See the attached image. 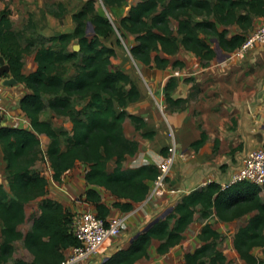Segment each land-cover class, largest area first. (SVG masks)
<instances>
[{"label": "trees", "instance_id": "trees-1", "mask_svg": "<svg viewBox=\"0 0 264 264\" xmlns=\"http://www.w3.org/2000/svg\"><path fill=\"white\" fill-rule=\"evenodd\" d=\"M124 1L104 0L108 6L122 5ZM7 13L6 9L0 11V54L8 60L14 76L31 89L22 97L21 107L32 126H0V146L8 180V185L0 181V264H61L67 257L65 250L80 244L71 230L73 212L61 201L43 197L41 212L34 218L31 229L24 233L20 228L27 218L26 205L48 193L49 179L37 167L41 159L50 161L56 181H62L78 161L86 162V181L110 190L118 198L112 205L122 211L132 210L135 202L148 197L150 181L157 177L159 168L155 163L124 165L127 156L139 149V141L125 133L126 118L137 129L146 125L143 117L127 109L140 98L141 90L130 73L111 68L117 50L105 44L102 37L112 33L114 26L97 11L96 1L86 0L73 13L74 29L58 31L47 39L44 34L36 38L38 68L30 73L23 72L18 34L4 29L11 24ZM52 13L60 16L64 11ZM258 16L264 17V0H140L121 18L120 29L135 35L136 42L130 51L145 65L159 69L183 66V60L172 57L185 48L200 57L205 66L217 55L208 38L215 37L224 50L235 51L245 42ZM174 17L178 19L177 33L172 25ZM89 22L94 27L93 36L87 32ZM232 24H238L242 30L231 33ZM75 39L80 45L78 50L71 47ZM176 85V78L170 77L165 85L166 100L185 102L186 98L172 97ZM48 108L68 116L73 122L72 130L57 128L52 120L42 118ZM153 133L144 131L143 135ZM42 134L50 139L46 149ZM206 139L203 132L192 146L199 149ZM168 146L162 149L164 155ZM111 162L115 163L113 170H109ZM263 191L264 184L248 180L234 182L226 188L221 182L211 180L185 193L170 213L100 264H136L149 255L153 239L159 240L157 251L167 253L184 238L197 212L204 218L215 214L224 221L252 213L235 233L234 246L247 263L264 264V258L253 251L261 247L264 252ZM84 193L85 200L95 206L97 213L108 217L111 207L101 192L90 186ZM199 236L201 244L187 252L180 264L228 262L220 247L223 239L220 230L206 222ZM19 239L32 251L31 260L13 259L15 242Z\"/></svg>", "mask_w": 264, "mask_h": 264}, {"label": "crops", "instance_id": "crops-1", "mask_svg": "<svg viewBox=\"0 0 264 264\" xmlns=\"http://www.w3.org/2000/svg\"><path fill=\"white\" fill-rule=\"evenodd\" d=\"M13 3L14 6H11L10 2L6 3L0 0V11L7 10V17L11 23L4 29L13 30L18 34L22 44L19 48L23 52V72L30 73L38 68L36 38L42 34L51 35V30L56 28L58 17L47 10L46 14L42 12L43 0H13ZM20 12L25 13L26 22L19 23ZM263 23L264 17H256L254 26L249 29V34ZM39 24L42 27H39ZM241 30L242 28L239 27L238 30L231 31V33ZM217 45L220 49L222 48L219 42ZM226 52L223 51L225 55L222 56L217 51L214 59L204 66L200 57L196 56L195 53L181 48L174 59L183 60L185 62L183 66L173 67L170 65L165 69L156 68V73L151 75L153 96H159L163 99L164 108L166 107L165 112L156 105L155 100H153L154 97L151 94L149 95L139 83L137 84L141 90V96L127 107L129 112L143 117L146 125L143 129H137L134 122L130 118H126L124 122L125 133L129 138L139 141V149L135 154L127 156L124 161L125 167H135L146 163L156 164L164 155L162 149L172 142V139L166 134L168 121L176 129V141L179 148L185 152V156L178 158L172 169L170 176L173 182H170V184L177 188L179 193L173 194L174 196H171V198L178 197V200H180L185 193L204 186L211 180H217V172H226L228 164L234 160L238 152L243 150L244 139L237 132L242 114L240 108L242 103L248 101L251 105L253 129H262L264 125V43L256 44L244 56H234L233 52L234 59L231 55L228 56ZM6 61L9 63L7 59ZM10 76L15 77L11 70L6 72L2 79ZM172 76L176 78L177 85L171 91V95L175 99L186 98L185 102L171 103L166 100L165 85ZM191 76L193 77L190 78ZM16 79L17 82H13L11 85H3L0 90V126L30 128L32 126L31 119L22 109L21 99L31 89L25 82ZM144 131L154 133L152 136H144ZM203 132L207 134L206 142L202 147L196 149L192 146V143L199 139ZM43 136L49 138L45 134H42L41 138ZM43 141L45 140L43 139ZM240 146L242 148L237 149ZM234 149H237V151L233 153ZM230 151L233 154L231 158L228 157ZM2 164H4V168L2 169L3 175L0 181L8 185L5 176L6 161L0 146V165ZM111 165L112 167L109 165V170L114 169L115 163L112 162ZM83 177L85 182L84 191L90 186L97 188L101 192L103 200L110 205L111 212L108 217L127 213L129 214V220H131L130 226L143 222V213H139L142 211L141 206L148 204V207L154 210L164 203L161 199L165 197L157 199L158 201L161 200L160 204L159 202L148 201L147 197L142 202H135L132 210L122 211L112 205L118 198L110 190L103 186L89 184L86 181L85 174ZM193 184L197 185L193 186ZM190 186H193V188L186 191V188ZM181 191H185V193L180 197L176 196ZM178 200L172 199L168 206L174 205ZM85 202L80 204L70 203L71 205H69L73 212H78L85 206L88 209L96 210L92 203ZM138 208H140L139 211ZM147 211L150 215L151 210ZM147 211L144 210L145 213ZM31 227L32 224L29 230ZM126 236L114 238V241L106 249L108 250L107 253L104 254V251H102L75 264H100L103 259L105 260L118 248H126L131 244L130 242L125 245ZM71 251V247L67 248L65 250L66 256Z\"/></svg>", "mask_w": 264, "mask_h": 264}, {"label": "rangeland", "instance_id": "rangeland-1", "mask_svg": "<svg viewBox=\"0 0 264 264\" xmlns=\"http://www.w3.org/2000/svg\"><path fill=\"white\" fill-rule=\"evenodd\" d=\"M4 2H10L11 6H14L13 0H3ZM12 1V2H11ZM96 1V7L97 11L105 16H107L113 26L114 29L112 33H110L108 36H103L102 40L105 44L114 46L117 50L116 56L112 57V63H111V68L112 69H117L121 68L125 70L126 72L130 73L132 78L136 81V83H139L145 91L150 95L153 96V90L151 87L153 86L152 78L151 75H154L156 73L157 69L156 67L148 66L143 64L142 62L138 61L135 59V57L132 55L130 51V47L132 44H134L135 41V35L125 29H120L121 26V18L124 15H127L130 11V8L132 5L136 4L140 0H125L122 5L118 6H108L105 4L104 0H95ZM215 1V0H213ZM86 2V0H43V13L49 11L50 13L53 12V10L57 11H64L63 15L57 16L58 17V22H56V28L51 30V35L54 33H57L58 31L61 30H72L74 29L76 23L73 19V13L77 12ZM41 12V13H42ZM19 23L26 22V17L24 16L25 13H19ZM46 14V13H45ZM25 20V21H24ZM38 20V19H37ZM172 25L175 29V32L177 33V25H178V19L175 17L172 18ZM222 27L223 25L220 24ZM42 27V25L39 24V27ZM231 31L238 30L240 27L238 24H232L229 26ZM93 25L88 23V28L87 32L90 36H93L94 30H93ZM50 35H45L44 38H48ZM208 41L213 44L214 47L217 48V51L220 55H225L223 53L222 48L220 49L217 41V38L215 37H210L208 38ZM49 44V42H48ZM76 44H79L78 40L75 39L72 42L71 47L74 48ZM234 51H227L228 56H232V53ZM178 54V53H177ZM176 54V55H177ZM175 55V56H176ZM174 59V56L172 57ZM232 59L234 57L232 56ZM70 70H74L73 67L70 68ZM191 76L190 78H192ZM156 102V105L161 108L163 112H165L166 107L164 108L165 105H163L162 98L155 97L153 96ZM42 118L44 119H49L52 120L53 123L57 128H66L68 130H72L73 127V122L68 116L61 115L56 113L54 110L51 108H48L44 114L42 115ZM173 124L168 121L167 125V133L169 136V131ZM174 127V126H173ZM175 133L176 129L174 127ZM170 137V136H169ZM45 141H43V149H46L50 139L47 137H42ZM42 139V140H43ZM234 153V151H232ZM232 152L230 151L228 153V157L231 158L233 156ZM235 161V158L234 160ZM112 162L109 164L110 167H112ZM229 165V164H228ZM37 167L39 170L48 177L49 179V185H48V193L45 196L38 197L32 202L27 204L26 212H27V220L23 222V225L21 224V230H23L24 233H26L31 224L33 223V220L36 216H38L41 212L40 209V202L43 199V197H52L56 200L61 201L66 208L71 210V204H80L81 202L86 203L85 201V194L83 193L84 191V174L88 168V164L83 161H78L75 166L71 169V171L67 172L64 175V178L62 181H56L53 178V168L51 166L50 161L47 158L41 159ZM4 164L0 165V180H2V175H3V169ZM174 168V167H173ZM6 176V173H5ZM170 182H173L172 177L170 176L169 178ZM197 184H193L195 186ZM193 186H190L189 188H186L187 190L192 189ZM201 186V185H200ZM188 187V186H187ZM86 190V189H85ZM85 192V191H84ZM185 191H181L179 195L176 196H181ZM262 195L264 197V191L262 192ZM174 196V195H172ZM178 200V197H165L164 199H161L164 201L163 204L160 205L158 209H150L148 207V204L146 206H141L142 211L139 213H143V222L138 223V225H129V228L120 236L116 237H122L125 236L124 243L125 245H128L131 242V238L139 232L141 229H143L151 220L165 212L167 209L170 207H173L174 205L168 206L169 202L171 200ZM161 200H152L150 202H161ZM69 202V203H68ZM88 202V201H87ZM70 204V205H69ZM84 209H88L87 206L85 208H82L79 211H82ZM140 208H138V211ZM147 210H151V214L149 215V212L147 211L146 213L144 212ZM172 209H170L168 213H170ZM72 211V210H71ZM73 212V211H72ZM77 212V211H76ZM76 212H73V215L77 214ZM252 215V213L245 214L244 216L231 220V221H224L218 218L217 215L212 214L208 218H204L200 212L196 213L194 221L190 224L188 230L185 233L184 238L181 240L180 243L177 245L173 246L167 253L161 254L157 251V247L159 245V240L153 239L152 244L149 247V255L147 257H143L139 259L136 264H180L181 262L184 261L185 254L189 251H193L196 247H198L201 244V239L199 236V233L203 227V225L206 222H211V224L220 230L223 233V239L221 241L220 247L224 250L228 257V262L226 264H249L247 261H245L238 251L236 250L234 246V235L239 229V227L243 224H245L249 217ZM131 220H129L130 222ZM114 240H111L106 243L104 250V254L107 253L108 250L107 247L111 242ZM0 243H1V222H0ZM16 245V251L14 253L15 258H25L27 260L33 258V253L32 251L25 246L24 240L19 239L15 242ZM254 253L257 254L258 256L264 258V252L262 251L261 247H255L254 248Z\"/></svg>", "mask_w": 264, "mask_h": 264}, {"label": "built area", "instance_id": "built-area-1", "mask_svg": "<svg viewBox=\"0 0 264 264\" xmlns=\"http://www.w3.org/2000/svg\"><path fill=\"white\" fill-rule=\"evenodd\" d=\"M264 43V23L248 35L245 42L234 51V56H244L256 44ZM1 66V63H0ZM3 87L0 78V90ZM172 142L168 146V153L156 163L159 168L157 177L150 181L151 189L147 200H157L173 194L179 190L169 181L172 169L178 158L184 157L185 152L179 148L176 134L172 126L169 131ZM248 180L257 184H264V142L254 148L243 166L234 171L232 181L222 183L223 187L237 181ZM72 220V232L80 240V244L71 247V253L61 264H75L104 251L107 242L123 234L129 228V214L121 213L115 216L101 217L96 210L84 209L76 212Z\"/></svg>", "mask_w": 264, "mask_h": 264}, {"label": "water", "instance_id": "water-1", "mask_svg": "<svg viewBox=\"0 0 264 264\" xmlns=\"http://www.w3.org/2000/svg\"><path fill=\"white\" fill-rule=\"evenodd\" d=\"M79 48H80L79 44H76L74 46V49L78 50ZM0 63H1L0 78L2 79L6 72H10L11 66L9 63H7L6 58L3 55H0ZM13 82H17V79L13 76L2 79L3 85H11ZM240 108L242 114L240 119V125L238 127L237 132H239L244 139L243 150L235 155V161H231L229 163L226 172L225 171L217 172V176H218L217 181L221 183L231 182L234 171L240 169L243 166L245 159L249 157L250 153L254 150L256 145L262 144L264 142V129H263L264 125L262 126V129L259 130L253 129L254 127V123L252 121L253 112L250 103L248 101H245L240 105ZM170 209H173V207H170L165 212H163L162 214L151 220L143 229H141L139 232L135 234V236L131 239V242L135 238H137L140 235V233L149 230L152 225L158 222L161 218H164Z\"/></svg>", "mask_w": 264, "mask_h": 264}]
</instances>
